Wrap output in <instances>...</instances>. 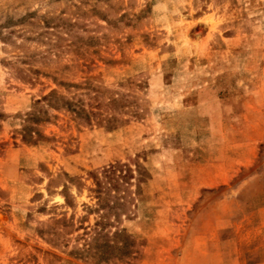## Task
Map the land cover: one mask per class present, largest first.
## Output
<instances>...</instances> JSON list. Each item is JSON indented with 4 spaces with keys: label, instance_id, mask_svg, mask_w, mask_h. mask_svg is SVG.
I'll list each match as a JSON object with an SVG mask.
<instances>
[{
    "label": "rangeland",
    "instance_id": "1",
    "mask_svg": "<svg viewBox=\"0 0 264 264\" xmlns=\"http://www.w3.org/2000/svg\"><path fill=\"white\" fill-rule=\"evenodd\" d=\"M0 264H264V0H0Z\"/></svg>",
    "mask_w": 264,
    "mask_h": 264
}]
</instances>
